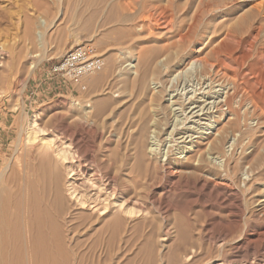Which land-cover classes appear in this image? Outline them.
Instances as JSON below:
<instances>
[{"label":"bare ground","instance_id":"1","mask_svg":"<svg viewBox=\"0 0 264 264\" xmlns=\"http://www.w3.org/2000/svg\"><path fill=\"white\" fill-rule=\"evenodd\" d=\"M32 1L28 32L39 31L40 48L44 47V34L53 30L58 33L64 31V26L69 23V26H78V29L85 31L116 33L114 40L119 45L135 41L134 37H140L143 44L164 42V45L160 44L159 49L156 46V50L148 45L140 47L135 55L138 63L129 65L131 68L123 77L124 87L120 94L125 95L124 98L130 100L132 105L129 122L135 132L134 142L130 155H124L122 160L113 154L106 165L107 175H103L99 166L91 160L80 156L82 147L79 144L83 133L72 129L75 123L71 124L68 115V112L80 108L85 112V120L78 118L76 122L82 124V129L92 132L96 121L99 120V123L103 120V117L99 116L98 120L96 117L105 111L104 102H98L93 108L91 103L85 105L84 102L65 101L63 105L67 113L60 118L62 128L58 135L40 126L38 114L26 120L20 129L21 137L15 144L12 161L0 165V264H83L82 256L80 259L79 254H75L73 240L77 244L85 240L93 242L90 252L97 255L96 259L102 255L104 257L103 261L99 258L95 260L99 263L93 264H120L133 251L134 242L141 237L139 240L145 241V244L139 247L136 255L141 264H264V189L261 190L262 199L255 200L247 212L246 196L239 191L233 193L230 180L222 176L221 171L216 170L211 174L203 165L205 156L214 155L222 147L220 139L228 127L241 131L239 143L241 149H247L243 147V141L248 138L254 141L255 130L247 127L246 122L255 117L264 126V89L255 93L257 80L264 78V54L260 63L256 64L258 69L249 74L247 82L250 86L243 85V88L240 83L244 75L243 60L236 54L237 48H252L256 38L264 33V0L249 3L245 0H221L220 3L214 0ZM234 1H241L247 7L236 24L223 22L214 27L215 20L213 25L204 24L213 9L219 10ZM236 27L245 29L248 38L239 37ZM195 44L199 48L196 52L193 50ZM11 51L8 46H0V96L11 89L9 84L13 75L26 67L24 61L37 56L21 51L14 58ZM130 51L127 50L126 54H131ZM253 51L252 54H256ZM108 61L113 67L116 66L115 53L108 56ZM195 65L198 72L194 75L197 83L193 87L194 79L191 80L192 76L188 74ZM218 78L219 81L225 78L232 82L222 85L216 80ZM216 82L221 85L222 93L221 89L214 90ZM224 106L233 116L227 122L223 121ZM169 114L183 116L182 120L172 118L170 134L182 136L178 139L183 142L185 136L193 139L194 136L187 134L196 131L187 124L211 127L213 120L218 123L219 128L214 132L220 138L213 134L199 136L197 142L188 141L191 143L189 148L179 147V143H176L178 139H173L172 143L176 145L168 147L164 154L154 148L145 149L146 137L161 143L157 136L168 123L166 117ZM172 120L170 118V122ZM156 141L149 145L157 148ZM235 144L234 147L238 145ZM257 145L260 146L259 143ZM260 147L261 153L258 150L253 156L256 174L250 176L264 184V164L259 163L264 159V144ZM185 150L188 151L187 155L182 157ZM149 154L153 156L152 159ZM233 154H230L231 157ZM233 160H229V164ZM228 168L229 165L227 172ZM62 173L65 176L64 190L61 186ZM162 179L166 181L163 196L153 201L152 207L155 208L152 212L143 205L142 191L161 185ZM194 189L199 191L196 197L211 198L210 206L204 202L200 206L206 216L223 212L231 224L217 236L209 232L212 242L207 247L202 243V232L199 236L203 240H194L191 228L196 223L194 225L189 221L183 208L172 204L177 195H187V198L195 195ZM66 201L73 204L67 202V207ZM73 207L79 212L74 213ZM174 213L182 215L185 223L173 221L171 217ZM151 214L154 218L160 215L164 220L155 225L151 220L153 217L148 219ZM138 220L145 221L147 231L139 233L140 223H131ZM80 238L82 240L78 241ZM168 239L172 240L173 247L167 252L156 250L157 240L165 242ZM161 246L166 249L170 245ZM98 251H101L100 255ZM248 255L252 262L246 260Z\"/></svg>","mask_w":264,"mask_h":264},{"label":"rangeland","instance_id":"2","mask_svg":"<svg viewBox=\"0 0 264 264\" xmlns=\"http://www.w3.org/2000/svg\"><path fill=\"white\" fill-rule=\"evenodd\" d=\"M31 1L32 0H0V46L5 45V46L10 47L12 49L11 52H12L14 58L21 51L30 52L31 53L30 55H32V54L34 56L37 55L34 59H29L30 58L29 57L28 59H26L24 61V66L26 64V67H24V69L22 71H19L13 75V80L9 84V89L10 88L11 89L7 91V94H2L0 96V165L3 166L8 161L9 162L12 161V159L14 157V152L16 149L15 144L17 143L18 139L21 137L20 136V131H21L20 129L24 126V124L26 123V120H28L29 117H31L35 114H38L40 116V121H41L40 126L42 125L41 127L49 130V132L52 131L53 133H56V135H58L61 133L60 129L62 128V123L60 121L61 120L60 118L64 114L67 113V110H65V107L63 105L65 101H67L69 103L72 101H77V103L84 102L85 105L88 103L89 104L91 103L90 105L93 106V108L95 105L98 104V102H100V103L104 102L107 105V108L105 105L104 106L105 111L103 112V114L97 115V117H96L97 120L100 119L99 116L101 118L103 117L102 118L103 120L101 119L102 121H100L99 123H98L99 120L98 121L95 120L97 125L94 126V129H95V130H93L94 132L93 131L91 132V130L89 131L85 128L82 129V127H81L82 124H80L79 121L76 122V119L78 120V118L85 120L84 119L85 118V114H84L85 112L84 111L82 112L80 108L75 110V111L68 112V115L70 117V122L72 121L71 124L75 123L74 126L72 125V129L75 128L74 131H76L78 133L81 132V134L83 133L82 134L83 140L81 139L80 144H79L80 148L82 147L79 151L80 156L91 160L94 164L99 166L103 175H105V174L107 175L109 172L106 169V165L109 162V160L111 159V157L113 156V154L117 155L118 160H120V159L122 160V158H124V155L125 156L130 155L129 152L133 148V145H131V144L134 142L133 139H134L135 132H134V129H132L131 124H130L132 105H131L130 100H126L124 98L125 95L120 94L121 93L120 91H122L123 87H124L125 79H123V77L131 68V66H129V65L132 64V66H134L138 63L137 61H135V55H136V53L139 52L140 47H147V45H148V47L151 46L149 48L153 49V47H155L154 49L156 50L157 48L158 49L160 48V44H162L161 46H163L164 42L163 43L159 42V44H158V42L157 43L151 42V43H149L150 44L149 45V44H143L140 37L138 39L136 37H134L136 39L135 41L127 42V43H124L122 45L120 44L121 45L120 46L114 40L115 37H117L116 33L115 34L109 33L108 31H105V30L101 31L100 33H95L92 30H90L91 32L85 31V30H81L80 28L78 29L77 28L78 26H73V27L69 26L70 25V23H69V24H67L68 26L67 25L64 26V28H66V30H64V31L62 30V31H59V33H58L56 30H53V31H50L49 33L44 34L43 35L44 42H45L44 47L40 48L41 47L39 45L40 42L38 41V39L40 38L39 37L40 36L39 31L28 32L29 15L31 14L30 10H32V8H33L32 6H33V2H34V1L31 2ZM214 1L217 3L221 2V0H214ZM245 1L247 3H249L252 0H245ZM30 2H31V4H30ZM237 6L239 8H237ZM241 8H243V9L241 10ZM239 9H240V11H239ZM227 10H229V11H227ZM244 10H247V7H245L243 2H241V1L235 2L234 1L233 3L222 6L219 10L213 9V12L211 14H209V16H208L209 20H207L206 23H204V24L209 26V23L212 25L216 23L215 25H213L214 27H216L219 23H223V22H228L229 24H231V23L236 24V22L238 21V18L245 13ZM218 14H220V15H218ZM229 14H230V16H229ZM223 19H225V20H223ZM214 20H215V23H214ZM227 20H230V21H227ZM233 20H235L234 23H233ZM211 21H213V22H211ZM206 25H204V26L206 27ZM212 25H210V26L212 27ZM74 27H76V28H74ZM241 28L242 27H239V28L236 27L237 35L243 39H245V38L247 39L248 33H246L245 29L242 30ZM260 35L256 38L254 46L252 48H244V47H240L237 49L235 48L237 56L242 58V60L244 61V62L241 61V63L243 64L242 68L244 71V75H242V78L240 81L241 87L243 85L245 87L250 86L249 85L250 83L247 82L248 79H250L249 74L258 69L256 64H259L260 59H262V57H263V54H264V51H263L264 50V40H263L264 39V33H262ZM258 38H259V40H258ZM84 44L94 45L97 48V50L99 51L100 56L104 59L105 66L101 72L93 74V75H91V76L87 77L86 79H83L79 82H72V81L64 80V79L57 77V76L49 75L51 69L55 65H57L69 51H71L72 49H74L75 47H77L79 45H84ZM126 44H127V46H126ZM142 44H143V46H141ZM144 45H146V46H144ZM156 46H158V47L156 48ZM261 46H263V47H261ZM26 47L28 49H24ZM193 48L192 49L195 50V52L197 50H199L197 44H195ZM247 49L251 50V51H253L255 49V51H253V52H256V54L255 53L252 54V52L248 51ZM127 50H131L130 51L131 54H129V55L126 54ZM246 50H247V52H246ZM239 52H241V53H239ZM242 52H243V54H242ZM261 52H263V53H261ZM110 53L111 54L115 53V56H117V62H116L115 67H113L111 65V63L108 61V56L111 55ZM252 55L253 56L255 55L254 58ZM246 61H248V62H246ZM108 63L110 64L111 67L108 65ZM195 66L192 67V69L190 70V72L188 74L189 77L192 76L191 80L194 79L193 87L194 86L196 87V83H197L195 80L196 76H194V75H195V73L197 75L198 67H197V65H195ZM132 71H134V69ZM216 80H218L219 83H221V84L223 83L225 85L228 84L229 82L230 83L232 82V81H227L228 79L226 80L225 78H223V79L221 78V81H219V78ZM257 81H258V84L256 86L257 89L255 88L256 92L254 90L255 93L260 92V90L262 88L264 89V78L263 79L259 78ZM218 82H216V84H215L217 86L214 85L215 86L214 90L219 91L221 89L220 92L222 93L223 92L222 87ZM188 85H191V84H188ZM153 87H154V85H153ZM193 87H189V89L190 88L193 89ZM208 90L209 89H207L206 91H208ZM124 100H125V102H124ZM210 101H213V100H209V102ZM111 103H113V104H111ZM222 109H223V112L225 113V119H223L224 122H227L228 119L233 118V116L230 115L229 109L227 107L224 106ZM110 111H112V113ZM212 111H215V110L213 109ZM116 115H117V117H116ZM169 115L166 117L169 119V120L167 119L168 123H167V121H165L167 123V124L164 123L166 126L164 125V128L159 132L160 136L159 135L157 136V140L159 139L161 143H158L159 141L154 140V141H156L155 144L158 143L159 146L157 145V148H156V146H152L154 141L152 139L148 140L146 137L144 140L145 141L144 142L145 143V146H144L145 149L147 147H148V149L154 148L153 150L157 149L158 152L164 154L169 149L168 147H170L172 145H176V144L172 143L173 139L177 140L178 138L182 137V136H175L174 137V135H170V134H171V131L173 129L172 124H171V123H173V120H177V119L182 120L183 116L177 115V117H175V116H172L171 114H169ZM111 116H112V119H111ZM178 116H180V117L178 118ZM170 118H171V120L173 118V120L171 122H170ZM163 119H165V118H163ZM115 121H116V124H115ZM213 123H214V120L212 121V123H210L211 127H205V125H203V127H202V126H198L196 124H191V123H189L190 125L187 124V127L193 126L192 127L193 130L196 129V131H193V132H190L187 134V136H190V134L192 136H194L193 139L191 137L186 138V136H185V142H183L184 140L181 141L180 139H178L179 142L177 140L176 143H179L178 144L179 147H188L189 148V146L191 147V143L188 141L197 142L201 136L202 137L212 136V134H213V136H215L216 138H220V136H218L217 132H214V131H217V129L219 128L218 123H214V124ZM168 125L171 127L169 128ZM241 126L242 127L244 126L243 122L241 123ZM246 126L249 128L251 126L252 130L253 129L255 130V134L253 133V135L255 137L254 141L250 140V138L245 139L243 141L242 145H243V147H246L247 149H245V148L241 149V144L239 143V140H241V138H242L240 136L241 131L239 132V130L237 128H234V127L233 128L228 127L226 132L224 134H222L221 139H220V140H222V147L218 151H215L214 152L215 154L213 153L214 155L205 156V162L203 163V165L206 166L207 172L209 170V173H211V174L216 173V170L221 171V175L222 176L225 175V177H227L230 180L233 193L234 192L238 193V191H239L240 194H243L244 196H246L247 201H246L245 207H246V210L248 212V209H250L255 204V203H253L255 200L262 199L261 196L263 193L261 190L264 189L262 186V185H264L263 181L254 180L252 178V176H250V175L255 176L254 174H256V170H255V168H253V166H254L253 156L257 154L258 150H259L258 153L259 152L261 153V151H260L261 147L260 146L262 144H264V141H263L264 138H262V136L264 135V133H263L264 132V126L262 125V122L259 121V119L257 120V118H255V117L249 119V121L246 122ZM77 127L79 128V131H78ZM179 127H181V126H179ZM202 129H204V130H202ZM203 131L205 134H208V133L209 134L211 133V134L205 135L204 133H201ZM216 134L218 137L216 136ZM172 136H173V138H172ZM256 136H257V138H256ZM258 137H259V139H258ZM165 139H167V140H165ZM147 141H149V142L152 141V142L149 143ZM180 141L182 143H180ZM258 143L260 144V146L257 145ZM149 144H152V145H149ZM234 144L235 145L238 144L237 145L238 148H236L237 146L234 147ZM83 146H84V148H83ZM175 147L176 146H174V148ZM255 147H257V149ZM83 151H84V153H83ZM229 151H230V153H229ZM255 151H256V153H255ZM187 152L188 151L185 150V153L182 155V157L186 156ZM225 154L227 157L225 156ZM230 154L231 155L233 154L235 157L234 156L231 157ZM218 155L221 157H217ZM149 156H151V155L149 154ZM224 156H225V158H224ZM152 157L153 156H151V159H152ZM216 157H217V159H216ZM230 157L232 160L233 159L234 160L231 161L229 164V160H231ZM209 159H210V161H209ZM259 163L264 164V159L261 160V162H259ZM228 165H229V168H228L229 171L227 172V166ZM220 168H221V170H220ZM249 172H250V174H249ZM61 177H62L61 178V183H62L61 186L63 189V185L65 184L64 173L61 174ZM249 178H251L253 181L252 180L250 181ZM162 181H163V183L161 185L154 187L156 189L152 188V189H149L148 191H146V190L142 191L143 205H144V207H146L147 210H150V209L154 210L155 207H152L153 201L162 198L163 188H164V186H165L164 184L166 182L165 179H162ZM195 189L193 190V192H194V194L195 193L196 194L192 195L193 197L191 196L190 198H187L188 197L187 195H184V196L179 195V197L181 196L179 198L177 195L175 197V199L172 201V204L176 207L183 208V210L185 211L186 216L188 217L189 221L194 225L196 223V225L193 228H191L194 240L196 242H198L199 240L204 239L202 241V243L207 247L212 242L209 239L210 236H208V235L212 234V235L217 236L219 233L227 230L228 227L231 226V224L229 223V220L226 218V214L223 212H217L216 215L206 216L204 211H203V208H201L202 207L201 204L204 202L205 205L207 204L208 206H210L211 205V198L196 197L199 195V194H197V193H199V191L197 192V190H199V189L198 188H197V190H195ZM258 194H260V195H258ZM255 195H256V197H255ZM203 199H205V200L202 201ZM191 201H194V202H191ZM67 202L69 203V205L73 204L72 202L66 201L67 207H68ZM75 208L76 207H73L72 211L74 213H78L79 210H76ZM153 210H152V212H153ZM151 215H149L148 219H151L154 216L153 214H151ZM171 219L173 221H178V222L182 221V223H185L184 220H186L182 215L179 216L177 213L175 215H173L171 217ZM151 220L155 223V225H157L159 223V221L162 222V220H164V219H162V217H160V215H156L155 218L153 217ZM156 220H158V221H156ZM144 222H143V220L142 221L138 220V222L133 221L131 223L134 225H135V223L136 224L140 223L138 225L139 231H140L139 233H143L144 231H147V229H148V227H147V229L145 228ZM143 227H144V229H143ZM196 227H197V229H196ZM198 227L200 230L199 232H198ZM80 230H83L82 227H80ZM201 232L203 234V239H201V237L199 236ZM140 236H143V235L140 234ZM143 238H144V236H143ZM139 239L140 238H138V240L134 242V246L132 249L133 251H131L127 256H125L122 259V261H121L122 264H141V260L140 259L137 260L136 255L139 252V247H142V245L145 244L144 243L145 241H143V242L140 241L142 239V237L140 240ZM80 240H82V239L80 238L78 241H80ZM156 242H155V244L158 245V247H156V245H155L156 250L158 248L159 250L165 252L166 250L168 251L170 249V247H173V242H172V240H169V239L165 242H160L158 240ZM72 243L74 245L75 254H77V256L79 254L78 258L81 259V256H82V261L84 262L83 264H93L95 262H98L95 260H98L99 258H101L100 260H102L104 258L102 255L101 257L96 259L97 255H93L90 252V250L92 248L91 246L93 245V242L91 240H85L84 242H81L82 244H79V243L77 244V241L75 242V240H73ZM78 245H79V247H78ZM130 245H133V244H130ZM161 245H165V246L170 245V246H168L166 249H164V248L162 249ZM159 246H161V247H159ZM98 252H100V253H98ZM98 252H97V254L100 255L101 251H98ZM157 254L158 253H155V255H157ZM246 260L248 262H252L251 256L248 255L246 257ZM92 261H94V262H92Z\"/></svg>","mask_w":264,"mask_h":264},{"label":"built area","instance_id":"3","mask_svg":"<svg viewBox=\"0 0 264 264\" xmlns=\"http://www.w3.org/2000/svg\"><path fill=\"white\" fill-rule=\"evenodd\" d=\"M105 61L94 45H79L69 51L64 58L55 65L49 75L64 80L79 82L104 69Z\"/></svg>","mask_w":264,"mask_h":264}]
</instances>
